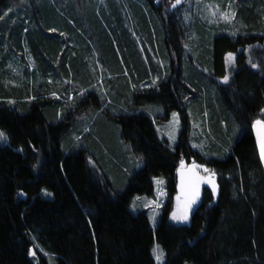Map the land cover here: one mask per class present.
Wrapping results in <instances>:
<instances>
[{"label": "trees", "instance_id": "trees-1", "mask_svg": "<svg viewBox=\"0 0 264 264\" xmlns=\"http://www.w3.org/2000/svg\"><path fill=\"white\" fill-rule=\"evenodd\" d=\"M66 1L61 15L62 0H0V264H35L32 251L48 264L39 247L54 264H155L154 242L164 264H264V168L254 139L264 121V0H202L233 17L234 33L218 34L201 61L228 78L216 88L228 131L210 145L215 158L185 138V103L201 98L204 80L190 64L181 70L195 52L191 32L205 40L212 27L194 32L175 0ZM92 57L102 73L94 62L90 69ZM99 73L106 88L93 90ZM172 111L182 126L173 147L156 129ZM129 153L142 167L117 190L110 170L128 171ZM181 159L214 171L217 194L204 187L189 222L173 225ZM155 178L167 195L153 231L129 205L154 196Z\"/></svg>", "mask_w": 264, "mask_h": 264}, {"label": "rangeland", "instance_id": "rangeland-1", "mask_svg": "<svg viewBox=\"0 0 264 264\" xmlns=\"http://www.w3.org/2000/svg\"><path fill=\"white\" fill-rule=\"evenodd\" d=\"M68 4L66 0H62V2L59 4V13L61 15H65V5ZM37 5H40V3H37ZM175 7H173L177 14L181 17L182 23L185 25H188L189 23H196L194 25L192 30L194 32L201 31L203 24L207 26H211L213 31H211V34L209 37L205 38V40L201 39L200 36L195 35V33H192L193 36V49L194 54H192L191 61L189 62L188 59H186V56L182 58L181 61V70L184 69V65L187 63V65L193 66V68L196 70V72L203 78L204 85L202 87V93L201 98H192L188 100L185 103V110L188 117V129L185 135V138L187 139V142L189 146L196 151H199L201 154L206 155L208 157L215 158L216 154L211 152L210 145L214 143L215 145H219L221 141L219 140V136H222V131L227 132L228 127L224 119L223 113L221 112L220 103L217 100V91L216 88L219 84L225 82L223 76H219L215 71L214 68L206 67L202 64L203 60V48L207 45H211L213 42V39L218 36V34H228L234 33L233 31V17L232 14H230L229 10L221 11L219 7L214 5H207L202 2V0H181L180 4H175ZM228 13L229 18L225 19L222 16V13ZM197 21V22H196ZM207 30V29H206ZM58 32L55 31L53 33ZM133 36L136 38L137 41V50L141 54L142 59L145 60L144 52L142 51V44L140 43V38L137 37L138 35ZM95 44H93L94 47ZM191 47V46H190ZM93 54L97 52V54L101 57V51L99 52V49L96 47L93 48ZM190 52V50H189ZM151 53V52H150ZM152 54V53H151ZM154 59V56H152ZM156 60V58H155ZM90 61V62H89ZM234 61V57L229 55H226L224 59V66L226 67V70H228ZM88 65L90 64V69L93 70L94 64H96V68L99 70L100 73H102V67L99 63V60L97 57H92V59L88 60ZM219 71V70H218ZM91 72V71H90ZM93 73V72H92ZM99 73V74H100ZM226 74V73H225ZM99 81L97 82L98 85H94L91 89H100L104 90L106 88V85L104 86V76L101 74L99 75ZM108 78V77H107ZM186 84V83H185ZM187 85V84H186ZM95 87V88H94ZM188 87V86H187ZM200 97V96H199ZM173 113L176 114V117H173ZM84 118H86L84 116ZM219 118V119H218ZM92 126V125H90ZM93 129V127H90ZM88 128L89 130H91ZM156 129L159 133L160 138H164L168 141L169 145L171 147L175 146L179 140L181 135V121H180V115L177 111H172L169 118L165 121H162L158 124H156ZM0 132H2L0 130ZM6 137V135H5ZM0 145H7V138L4 140H0ZM85 145V144H84ZM128 159L130 162L129 170L126 171V169L122 170L123 173L119 175V172L117 170L111 169L110 170V180L113 185V187L117 190L121 189L126 176H130L131 173H135L142 167V161L140 157H137L133 154H128ZM184 160V159H183ZM185 161V160H184ZM187 162V161H186ZM191 162H187V165H189ZM200 165V164H199ZM205 167V166H204ZM207 168V167H206ZM199 176L207 177L210 175V173H206L203 171V168L196 170ZM184 173L185 180L188 178V171L185 168H179L177 170V190L176 195L174 197V203L172 207V211L169 215V222L173 225H185L189 222L190 216L192 212L196 209V207L199 205L201 201V194L202 189L204 187L210 189L212 191V185L208 183H201L199 185V191L197 194L196 202L191 206V209L188 212V219L187 220H173L172 214L173 212L178 211V201L177 197H181V200L179 202L180 207H183L184 200L187 198L186 193L182 192L181 189V173ZM214 182L216 185V192L213 193L214 196L217 194V182H216V176H214ZM153 185H154V196L152 198H148L146 196H139L136 195L131 199L129 210L133 213H139V212H145L148 216V220L151 226V229L155 231L157 224L160 221V218L162 216L163 208L166 201V188H165V181L162 178H155L153 179ZM36 244V241L34 242ZM38 254L42 256L48 264H54L50 262L49 260L53 257L51 253L48 251L42 249L41 247ZM32 253H35V251L31 252V260L37 264L38 263V255L35 253L33 255ZM152 255L155 260V264H164L165 258L164 253L161 247L154 242L152 246ZM188 264V263H186Z\"/></svg>", "mask_w": 264, "mask_h": 264}, {"label": "snow or ice", "instance_id": "snow-or-ice-1", "mask_svg": "<svg viewBox=\"0 0 264 264\" xmlns=\"http://www.w3.org/2000/svg\"><path fill=\"white\" fill-rule=\"evenodd\" d=\"M181 0H175V4H180ZM173 7H175V5H173ZM222 16L225 19L229 18V14L228 13H222ZM232 54H229V57L231 58ZM227 77L224 78L225 82L227 81ZM155 83V81H154ZM173 117H176V114L173 113ZM255 129H256V134H257V142L259 145V150H260V156L261 159L264 160V121H260L257 120L255 122L254 125ZM5 134L3 132H0V140H4ZM181 168H185L184 162L181 161ZM203 168V171L206 173H210L209 176L207 177H202L199 176L197 173V169ZM188 178L187 180H185V176L184 173H181V189L182 192L186 193V199L184 200V204L183 207H180V200L181 197H177V201H178V211L177 212H173L172 214V219L173 220H187L188 219V212L191 209V206L196 202L197 199V194L199 191V185L201 183H208L212 185V191L213 193L216 192V185L214 182V176L215 173L214 171L204 167L203 165H199V164H195L193 163L191 168L188 169ZM33 255H35V253H32Z\"/></svg>", "mask_w": 264, "mask_h": 264}, {"label": "water", "instance_id": "water-1", "mask_svg": "<svg viewBox=\"0 0 264 264\" xmlns=\"http://www.w3.org/2000/svg\"><path fill=\"white\" fill-rule=\"evenodd\" d=\"M254 139H255V148H256V152H257V155H258V158L264 168V160L261 159V156H260V150H259V145H258V142H257V134H256V129L254 128ZM184 162V165H185V169L188 171L189 168H191L192 164H189L187 165V163L185 161Z\"/></svg>", "mask_w": 264, "mask_h": 264}, {"label": "bare ground", "instance_id": "bare-ground-1", "mask_svg": "<svg viewBox=\"0 0 264 264\" xmlns=\"http://www.w3.org/2000/svg\"><path fill=\"white\" fill-rule=\"evenodd\" d=\"M181 161H184L183 159H181ZM181 161H180V166H181ZM194 162L193 161H191V163L190 164H193Z\"/></svg>", "mask_w": 264, "mask_h": 264}, {"label": "flooded vegetation", "instance_id": "flooded-vegetation-1", "mask_svg": "<svg viewBox=\"0 0 264 264\" xmlns=\"http://www.w3.org/2000/svg\"><path fill=\"white\" fill-rule=\"evenodd\" d=\"M186 162V161H185ZM187 163V162H186Z\"/></svg>", "mask_w": 264, "mask_h": 264}]
</instances>
